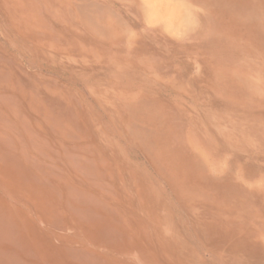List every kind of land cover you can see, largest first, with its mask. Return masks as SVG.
<instances>
[{
    "label": "rangeland",
    "instance_id": "1",
    "mask_svg": "<svg viewBox=\"0 0 264 264\" xmlns=\"http://www.w3.org/2000/svg\"><path fill=\"white\" fill-rule=\"evenodd\" d=\"M0 264H264V0H0Z\"/></svg>",
    "mask_w": 264,
    "mask_h": 264
}]
</instances>
